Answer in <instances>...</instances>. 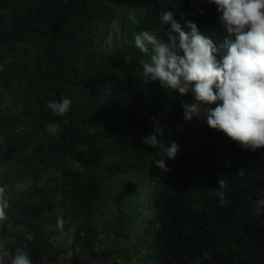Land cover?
Wrapping results in <instances>:
<instances>
[{
	"label": "trees",
	"instance_id": "obj_1",
	"mask_svg": "<svg viewBox=\"0 0 264 264\" xmlns=\"http://www.w3.org/2000/svg\"><path fill=\"white\" fill-rule=\"evenodd\" d=\"M116 9L124 41L104 55ZM164 11L176 13L182 27L181 15L193 20L218 45L227 36L209 0H0V183L9 201L0 237L8 238L10 251L24 246L33 264H55L59 250L46 233L60 217L75 223L73 248L82 250L71 264L122 257L135 234L136 242L155 247L152 264H264V216L253 207L264 196V149L241 148L206 124L192 134L181 108L190 95L144 82L138 63L143 54L133 41L128 44L143 30L166 42L170 26L159 20ZM52 12L62 15L60 25L52 22ZM61 96L72 105L58 116L46 105ZM156 120L165 146L178 145L175 158L165 160L166 173L153 163L162 153L141 140L153 134ZM48 121L59 125L57 137L48 134L43 148H31L33 138L24 127L43 131ZM50 168L61 173L52 188L60 200L51 199L45 209L42 189L32 187L34 202L14 195L17 182H36ZM218 177L228 182L225 207L216 195ZM100 219L114 236V247L102 252L94 247ZM8 223L32 238L17 237Z\"/></svg>",
	"mask_w": 264,
	"mask_h": 264
},
{
	"label": "clouds",
	"instance_id": "obj_2",
	"mask_svg": "<svg viewBox=\"0 0 264 264\" xmlns=\"http://www.w3.org/2000/svg\"><path fill=\"white\" fill-rule=\"evenodd\" d=\"M209 3L215 5L217 23L227 33L223 42L218 45L201 34L197 24L184 19V15L182 27L174 19L176 13L164 11L159 20L162 26H170L166 42L147 30L133 37L135 49L143 54L138 60L143 80L158 81L177 96H191V103L181 104L184 122L203 117L208 128L222 132L241 148L264 149V0H209ZM198 11L203 15V9ZM71 105L70 97L61 96L49 100L46 106L63 116ZM58 129L59 125L53 127V133ZM162 135L163 129L156 120L153 134L141 140L162 153L153 163L166 173L170 169L165 160L175 158L178 145L173 141L165 146L159 139ZM222 177L217 178L216 195L219 206L225 207L228 200L224 190L228 182ZM8 207L6 186L0 183V224L8 220ZM253 207L257 216H264V196L256 198ZM56 223L62 227L64 221L58 217ZM8 243V238L0 237V264H33L24 246L10 251Z\"/></svg>",
	"mask_w": 264,
	"mask_h": 264
},
{
	"label": "rangeland",
	"instance_id": "obj_3",
	"mask_svg": "<svg viewBox=\"0 0 264 264\" xmlns=\"http://www.w3.org/2000/svg\"><path fill=\"white\" fill-rule=\"evenodd\" d=\"M120 2L121 1H117L116 3L121 4ZM113 12H114V17H113L114 19L108 24L107 36L102 46V53L104 55H109L111 51L116 50L123 43L122 41H124L123 36H121L120 32L118 31V21H119L121 11L120 10L117 11L116 9V11L113 10ZM61 16L62 15L58 12L57 13L52 12L51 17L50 16L49 17L51 18L52 22L60 25ZM124 20L126 21V23H128V19L124 18ZM132 41H133V36H131L128 39V44H131ZM31 52L37 53V49L33 48L31 49ZM10 54L11 53L9 52L8 55L11 57ZM8 60H10L9 57L6 58V61ZM0 68H1V65H0ZM119 76H121V74H119L116 78L119 79L120 78ZM34 81L36 83V87L38 88L40 84V79L36 78L35 76ZM189 100L190 101H188L187 103L192 102L191 96ZM11 102L13 101L11 100ZM214 106H215L214 104L211 105V107H214ZM189 123L191 125L190 131H192L191 132L192 134L193 133L197 134V132L203 127V125L206 124L203 117L199 119L194 117ZM27 126L28 127L26 129L24 126H22V128L24 127V130H29L31 132V136L33 138L31 148L33 149L39 146H41L42 148L44 147L43 142H44L46 135L50 134L54 136L55 138L57 137V134H56L57 132L53 133L52 131L53 127L57 126V124L53 121H48L45 124L43 131L41 128L32 127V124H28ZM0 141H1V138H0ZM161 141L164 143V139H162ZM155 151L158 152V149H156ZM153 158H155V156ZM109 159L111 158H108V160ZM70 164L75 169L78 168L80 172L84 171V169L80 167L77 163L72 162ZM1 171H2V165H1V160H0V173ZM56 175L58 174L55 172V170L50 168L47 171V174L46 175L42 174V176L36 182L26 180V179L20 182H17L16 185L14 186L13 193L14 195H17L18 193H23L24 196L27 198L25 200L30 199L31 202H34L32 201V199H34L33 192L31 191L32 187L37 188L38 190L42 189L43 191L41 193H46V199H45V202H43V206L45 209H47L48 202L51 199L55 200L56 202L60 200V197L58 195V190L52 189L56 183L58 184V180L60 179L61 173H59L58 175L59 177H56ZM147 178L150 179V186L152 187L154 179L151 178V174L148 175ZM106 183L107 182H104L103 184L106 185ZM36 199L38 198L36 197ZM39 203L40 202H38V204ZM145 203H148V201L145 200ZM45 212L47 213V211ZM147 213L148 212L146 211L145 215ZM100 220L101 221H97V224L95 225V236L94 237L96 240H95L94 247L99 252H102V251H105L107 248L114 247L113 245L114 236L112 232H110L107 229V226L105 225V221L103 219H100ZM139 221L143 223V220H139ZM8 229L11 233L16 234L17 237L23 236L27 238H32L31 232L25 229H22L20 227L14 226L10 223H8ZM75 232H76V227H75L74 222H64L62 227H58L57 224H55L53 227H51L47 231L46 236H48L50 243H52V245L59 250L57 257L55 259V264H71L74 253H80L79 255L82 254V250L79 246L73 248ZM138 232L139 230L137 229L135 233L138 234ZM136 240H137V235L135 234L124 245V251H123L124 253L122 257L114 258L113 256L110 255L108 259L106 258L103 260L89 259V261L86 264H152L154 263L156 259V257L153 256L156 253L155 247L153 248L150 245V243H147V242L142 243L141 241L136 242ZM80 257H82V255ZM40 264H46V263L43 262Z\"/></svg>",
	"mask_w": 264,
	"mask_h": 264
}]
</instances>
